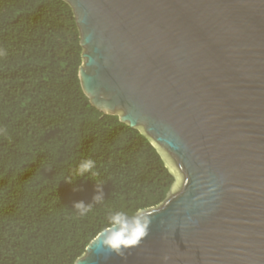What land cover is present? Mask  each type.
<instances>
[{
  "label": "water",
  "instance_id": "95a60500",
  "mask_svg": "<svg viewBox=\"0 0 264 264\" xmlns=\"http://www.w3.org/2000/svg\"><path fill=\"white\" fill-rule=\"evenodd\" d=\"M65 1L85 96L176 178L166 202L100 232L75 264H264V0ZM145 220L137 245H101Z\"/></svg>",
  "mask_w": 264,
  "mask_h": 264
},
{
  "label": "trees",
  "instance_id": "16d2710c",
  "mask_svg": "<svg viewBox=\"0 0 264 264\" xmlns=\"http://www.w3.org/2000/svg\"><path fill=\"white\" fill-rule=\"evenodd\" d=\"M0 50V264H75L100 232L166 202L176 178L85 96L67 1L0 0ZM87 159L96 174L76 175Z\"/></svg>",
  "mask_w": 264,
  "mask_h": 264
},
{
  "label": "clouds",
  "instance_id": "9594fccd",
  "mask_svg": "<svg viewBox=\"0 0 264 264\" xmlns=\"http://www.w3.org/2000/svg\"><path fill=\"white\" fill-rule=\"evenodd\" d=\"M3 50H0V55H4ZM5 131L4 129H0V132ZM95 168V161L92 159L84 160L78 166L76 175H83L86 172H92L93 175L96 173L92 170ZM71 183V180L68 181ZM101 199L100 196H96L93 198L94 202H98ZM92 204L85 205L82 201L74 204V208L79 211L81 215L86 214L92 208ZM124 215L123 213H116L115 216ZM150 221H143L140 226H138L135 232L131 235L128 234H115L104 238L101 242V245H106L107 249L110 251L120 252L121 248H127L137 245L140 240L148 235V225ZM98 247H101L98 245ZM165 260L167 257L164 258Z\"/></svg>",
  "mask_w": 264,
  "mask_h": 264
}]
</instances>
